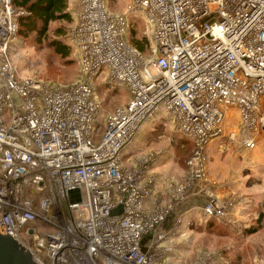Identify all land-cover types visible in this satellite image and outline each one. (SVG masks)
Wrapping results in <instances>:
<instances>
[{"label": "built area", "instance_id": "obj_1", "mask_svg": "<svg viewBox=\"0 0 264 264\" xmlns=\"http://www.w3.org/2000/svg\"><path fill=\"white\" fill-rule=\"evenodd\" d=\"M77 6L71 38L80 75L65 85L18 75L13 0H0V231L39 264H159L174 249L163 245L165 234L151 251L143 242L174 204L148 210L155 177L122 158L140 132L159 124L194 148L172 202L199 185L208 201L201 221L215 216L235 226L232 204L220 201L207 175L204 151L223 136L254 149L264 134V0H128L123 13L109 0ZM131 13L150 25L148 57L128 43ZM99 80L130 97L103 130ZM230 106L239 109L241 129L226 135ZM75 189L81 201L72 203ZM219 259L207 254L196 264Z\"/></svg>", "mask_w": 264, "mask_h": 264}, {"label": "rangeland", "instance_id": "obj_2", "mask_svg": "<svg viewBox=\"0 0 264 264\" xmlns=\"http://www.w3.org/2000/svg\"><path fill=\"white\" fill-rule=\"evenodd\" d=\"M70 2L71 0L68 2L69 12H71L70 21H55V23L51 24L47 35L40 37L42 39L39 40L35 33H30L25 37L19 33L18 41L12 51V60L20 77H31L40 81L44 80L65 85L71 84L78 79L80 75V54L73 38H71V29L77 24L79 7L77 6V0H72V7ZM127 4L128 0H109L110 9L114 13L125 12ZM17 15L19 14L15 10V18ZM128 20L130 21L126 33L128 43H132L130 35L133 31L132 29L136 28L138 38L140 40L144 37L148 38L151 47L154 44V40L153 36H151V28L148 21L141 14L132 13L128 15ZM57 30H62L63 34L58 36ZM56 39H60L71 48V58L68 60L62 59L50 47V42ZM149 52L148 49L146 52L147 57L150 55ZM98 82L97 96L101 99L103 107L99 128L103 130L107 116L119 106L126 105L130 101V97L128 90L124 87L118 86V88H115L109 82L101 80ZM225 125L227 128L226 135L231 131L240 132L239 109L234 106L228 107ZM262 139L260 140V142L262 141L260 147H263L264 150V138ZM189 141L182 133L179 134L174 131L171 126L162 124L156 127L149 126L147 131L140 132L133 143L125 149L122 158L127 167L137 166L143 168L145 173L147 175L152 174L156 181L165 180L167 177L169 184H166V186L173 188L180 185L189 172L188 162L192 158L194 149ZM243 148L229 140L227 136L214 139L204 151L207 175L220 182H225L228 176L231 175L232 170L241 172L240 168H243L242 173L238 175L247 179L245 183L250 185V181L257 177L258 174L261 175L263 171L261 166L254 163L253 152ZM249 153H252L254 162H250L251 155ZM151 154L155 155L156 158L154 157V161L148 163L146 158ZM261 156L263 157L264 155L261 154ZM257 159L259 160V158ZM248 178H250L249 182ZM166 186L163 183L160 185L161 189ZM218 197L220 201L224 202L220 196ZM244 198H247V195ZM259 199L264 200V196L258 198L254 204L251 202V211L254 213L249 215L248 220L232 215L230 208L227 210L229 216L236 218V231H243L245 227L248 229L259 226V217L263 214L262 229L260 230L259 228L258 232L251 236L252 238L249 242L246 241L245 237L244 239L241 236L242 234L237 232L234 234L229 227L225 229L220 223H215V225L208 228L207 224H204L205 222L201 223L198 219V221L194 220L192 222L191 240L188 243L186 242L188 248L186 256H183L182 259L170 260V263L169 261L167 262L168 257L164 256V259L160 260L159 264H196L199 261H204L207 254L214 253L221 255L223 264H263L264 246L261 245V242L264 244V233L261 234L260 232H264V207L259 209ZM248 202L250 203V201Z\"/></svg>", "mask_w": 264, "mask_h": 264}, {"label": "crops", "instance_id": "obj_3", "mask_svg": "<svg viewBox=\"0 0 264 264\" xmlns=\"http://www.w3.org/2000/svg\"><path fill=\"white\" fill-rule=\"evenodd\" d=\"M70 3L72 7V0ZM262 138H264V134L260 137V139ZM261 142L257 144L256 148L249 149L253 152L255 160L254 162L252 159V153H249V155H251L250 162L253 161L255 164H258V166H261V170L263 171L261 175L258 174L257 177L250 181V185L245 183L247 182V179L243 178V176L238 175L242 173L243 168H240L241 172H238L237 170H232L231 175L228 176L227 181L225 182H220L217 179H214L213 177L210 178L209 176V178L211 180H214L215 182V185L213 186L216 191V195L220 196L225 203L230 202L232 204V206L230 207L231 214L237 216V218L243 217L248 220L249 215H252V213H254L251 211L252 204H254L258 198H262L264 196V156H261V154L264 155V150L263 147H260V145L262 144ZM257 158H259V160ZM249 179L250 178H248V182ZM162 183L164 186H166V184H169L168 178L166 177L165 180L163 179L161 181H156L155 179L154 190L151 196H149L145 202L146 208L152 211V209H155L158 205L166 206L170 203L174 205L171 209V212L167 214L165 222L160 225L155 231H153L150 236L145 238L143 242V249H145L146 251H151L150 247L154 239L157 238L160 234H165L166 240L165 242H163V245L166 246L169 244L172 248H174L172 251H169L165 255L168 257L167 262L169 261L170 263V260H175L178 258L182 259L183 256H186L185 254L188 249L186 242L188 243L191 240L190 234L193 228L192 222L194 220L198 221L199 219L202 223L201 218L203 217H201V212L203 206L208 201L206 195L202 192L200 186L197 185L194 189L189 191L187 197L183 199L182 202H172L173 191L176 187L171 188L169 186H166L164 189H161L160 185ZM246 195L247 198H244ZM248 201H250V203ZM258 204L259 209L264 207V200L259 199ZM261 229L262 227H260V230ZM260 233L263 234L264 232ZM251 236H247L246 241L249 242L252 238ZM261 245L264 246L263 242H261ZM250 247L252 248V246ZM221 259L217 261L222 262Z\"/></svg>", "mask_w": 264, "mask_h": 264}, {"label": "trees", "instance_id": "obj_4", "mask_svg": "<svg viewBox=\"0 0 264 264\" xmlns=\"http://www.w3.org/2000/svg\"><path fill=\"white\" fill-rule=\"evenodd\" d=\"M69 0H13V8L16 10L17 15L16 22L19 26V33L25 37L30 33H35L38 36V39H42L40 37H45L49 32V28L52 23L58 20H67L71 19V12H69L68 7ZM131 37H132V45L137 51L146 55L147 50L149 49V53L151 54V47L149 44L148 38L144 37L141 40L138 38V31L136 28L132 29ZM62 30H57V35H62ZM50 47L54 49L55 53H58L62 59L68 60L72 56L71 48L63 43L60 39H56L50 42ZM192 144L191 141H189ZM262 216L259 217V226L248 228L236 231L235 226L227 224L223 219L219 217L213 216V218L206 221L204 224H207L208 228L215 225V223H220V225L224 226L225 229L228 227L231 229L234 234L240 233L241 236L246 238L247 236H251L256 234L259 228L262 225ZM226 223V224H225ZM244 238V239H245ZM214 264H223L222 262L215 261Z\"/></svg>", "mask_w": 264, "mask_h": 264}, {"label": "water", "instance_id": "obj_5", "mask_svg": "<svg viewBox=\"0 0 264 264\" xmlns=\"http://www.w3.org/2000/svg\"><path fill=\"white\" fill-rule=\"evenodd\" d=\"M81 201L80 190L71 192L70 202ZM123 205L115 209L112 214H119ZM0 264H39L35 253L19 241L16 237L0 231Z\"/></svg>", "mask_w": 264, "mask_h": 264}]
</instances>
